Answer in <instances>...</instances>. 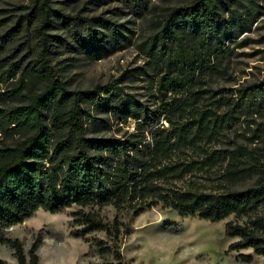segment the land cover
I'll return each instance as SVG.
<instances>
[{
    "label": "trees",
    "instance_id": "1",
    "mask_svg": "<svg viewBox=\"0 0 264 264\" xmlns=\"http://www.w3.org/2000/svg\"><path fill=\"white\" fill-rule=\"evenodd\" d=\"M54 1L29 0L16 25L0 33V244L13 250L17 264H41L43 235L26 252L7 230L41 209L57 214L77 207L70 214V235L89 244L84 255L89 258L76 264H131L123 246L134 232L133 220L162 206L181 218L210 222L246 216L247 222L225 228L234 240L229 251L251 249V255L239 256L246 263L255 256L264 259V217L258 215L264 206V162L247 160L241 147L202 146L218 141L243 119L264 116V79L230 94L206 81L220 72L216 62L232 52L227 41L251 31L257 19L254 0L247 5L242 0H192L167 9L157 31L140 44L157 77V108L125 91L120 79L68 88L50 59L57 43L70 47L52 34L56 24L71 38L70 48L94 59L130 47L133 39L108 19L62 13ZM143 9L136 13L143 16ZM185 114L190 115L177 122ZM94 124L111 134L90 135ZM257 130L264 133V122ZM188 150L198 157L187 161L178 156ZM223 164L229 183L252 177L256 182L219 193L177 186L193 173ZM108 207L116 211L112 219L104 216ZM127 212L129 223L119 215ZM0 264L14 263L0 259Z\"/></svg>",
    "mask_w": 264,
    "mask_h": 264
},
{
    "label": "rangeland",
    "instance_id": "2",
    "mask_svg": "<svg viewBox=\"0 0 264 264\" xmlns=\"http://www.w3.org/2000/svg\"><path fill=\"white\" fill-rule=\"evenodd\" d=\"M55 0L54 8L66 14H79L84 17H102L121 26L124 33L131 36L133 45L100 59L90 58L79 50L74 51L73 42L66 32L56 24L52 34L59 36L69 46L57 43L51 55V64L59 70V75L67 82L71 90L92 88L120 79L125 91L152 108L155 84L154 70L151 62L142 53L140 44L157 31L156 23L168 8L187 5L192 0ZM257 19L251 31L239 36L236 41H227L232 52L216 62L220 70L206 78L213 89H224L228 94L243 85L258 83L264 79V0H254ZM247 5V0H242ZM29 0H0V33L13 28L21 15L27 12L25 6ZM144 6V15L136 12ZM233 6V5H232ZM253 7V6H252ZM241 11L244 8L240 7ZM24 34L20 41H24ZM246 41V45L243 42ZM23 55L28 53L23 52ZM190 114L177 117V122L187 119ZM254 118V119H253ZM243 119L230 131L225 132L218 141L202 143L206 150L235 149L241 147L247 160L264 162V133L257 130V124L264 122V116ZM161 121L160 123H162ZM113 126L117 125L112 122ZM130 128L134 122H128ZM164 125L168 123L164 121ZM124 128L126 124L122 125ZM90 135H109L100 124L89 127ZM127 128V126H126ZM182 160H191L197 156L191 150L178 154ZM225 164L218 165L203 173H193L177 186L185 189L198 186L206 191L219 193L230 190H241L252 186L256 177L229 183L224 177ZM77 207L64 212L52 214L39 210L24 223L7 230L12 239H19L27 252L36 237L42 234L43 244L39 248L41 264H76L83 263L89 257V244L70 235L69 222L71 212ZM116 211L108 207L104 216L112 219ZM120 218L129 223L130 213L119 214ZM264 217V206L258 213ZM246 216L231 215L219 222H210L198 218H181L177 212L162 206L146 210L133 220L134 232L126 239L123 253L131 264H264V259L255 256L250 263L239 259L240 254L251 255L252 250L241 252L229 251L233 239L227 237L225 228L229 223H245ZM0 259L17 264L13 250L0 244ZM96 260L97 257L92 258Z\"/></svg>",
    "mask_w": 264,
    "mask_h": 264
}]
</instances>
